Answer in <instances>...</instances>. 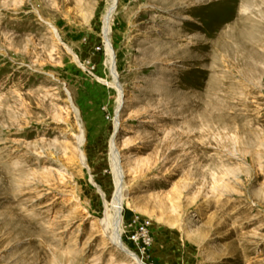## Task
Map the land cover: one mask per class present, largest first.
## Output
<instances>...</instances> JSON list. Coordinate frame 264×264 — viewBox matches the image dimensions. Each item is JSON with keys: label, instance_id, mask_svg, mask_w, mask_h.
<instances>
[{"label": "rangeland", "instance_id": "1", "mask_svg": "<svg viewBox=\"0 0 264 264\" xmlns=\"http://www.w3.org/2000/svg\"><path fill=\"white\" fill-rule=\"evenodd\" d=\"M111 1L0 0V264H264V0Z\"/></svg>", "mask_w": 264, "mask_h": 264}, {"label": "bare ground", "instance_id": "2", "mask_svg": "<svg viewBox=\"0 0 264 264\" xmlns=\"http://www.w3.org/2000/svg\"><path fill=\"white\" fill-rule=\"evenodd\" d=\"M115 2H116V0H112L111 1V5H110V8L109 9H107V13H106V16H105V19H107L108 17H109V14H111L112 12H113V10H114V6H115ZM108 20V19H107ZM256 20V19H255ZM106 22V21H105ZM258 23V22H257ZM260 23V22H259ZM262 23V22H261ZM261 23L259 24V26L261 25ZM48 24H49V26H50V28L54 31V32H56V35L58 36V33H57V29H56V27L54 26V25H52L51 23H49L48 22ZM251 24H252V22H251ZM255 25V24H254ZM256 27V26H255ZM263 29V28H262ZM260 30V29H259ZM264 30V29H263ZM108 31H109V29H108V26L107 25H105V27H104V32H105V35H107V33H108ZM225 35V34H224ZM57 38H59V36L57 37ZM220 43V42H219ZM246 47V46H245ZM163 49V48H162ZM161 49V50H162ZM246 49V48H245ZM160 50V51H161ZM243 50V49H242ZM108 51H109V54H110V57H111V61H110V63H111V66H112V70H113V73H114V77H115V80L117 79V76H116V71H115V67H114V55H113V53H112V50H111V47H110V44L108 43ZM245 51V50H244ZM247 52V51H246ZM159 53V52H158ZM176 54V53H175ZM251 54V53H250ZM234 56V55H233ZM188 58V57H187ZM247 59V58H246ZM203 62V61H202ZM218 62H220V61H218ZM212 64V63H211ZM215 65V64H214ZM261 68V67H260ZM220 76V75H219ZM215 77V76H214ZM233 82V81H232ZM231 82V83H232ZM248 82V81H247ZM227 83H229L227 80H222V79H220V77L219 78H217L216 77V79L214 80V91H212V93H210V95H209V99H210V101L211 102H215L216 104H217V100L219 99H217L216 97H217V95L220 93V91H224V89H223V87H224V85L225 84H227ZM230 84V83H229ZM212 85V84H211ZM216 85V86H215ZM237 85V84H236ZM113 86L117 89V92H118V103H119V105L122 103V88H121V86L119 85V83L117 82V80L116 81H114V83H113ZM208 86V85H207ZM231 87H232V85H231ZM208 89V88H207ZM210 89V88H209ZM234 89H237V88H234ZM244 90V89H243ZM230 92V91H229ZM231 93V92H230ZM229 93V94H230ZM234 93H235V91H234ZM226 94V93H225ZM220 96H221V94H219ZM228 96V95H227ZM224 97V96H223ZM222 97V98H223ZM204 98H206V97H204ZM204 98H202V99H204ZM228 98V97H227ZM193 99V98H192ZM207 99V98H206ZM229 99H231V98H229ZM195 101V100H194ZM204 101H206V100H204ZM204 101H203V103H198V104H196V107L198 108V105H201L202 104V106L204 107L203 109H204V111H203V109H201L200 107V111H203L204 112V114L206 115V117L207 118H209L210 117V121L212 122H216V124L217 123H219V121H220V119H221V117L218 115L219 113L217 112V110L215 111V108L214 107H211L210 105H211V103H210V105H207L206 103L209 101H206V103H204ZM225 101V100H224ZM209 104V103H208ZM233 105V104H232ZM201 106V107H202ZM206 106V107H205ZM206 108V109H205ZM217 108V107H216ZM218 109H220V108H218ZM218 114H217V113ZM222 112V111H221ZM196 114V113H195ZM202 114V113H201ZM203 114V116L201 115V118H206L205 117V115ZM227 113H225V115H226ZM229 114V113H228ZM224 115V114H223ZM233 115V114H232ZM196 117H197V114H196ZM198 117H199V114H198ZM197 117V118H198ZM225 117V116H224ZM224 117L222 118V119H224ZM229 117H230V115H229ZM227 117H225V119H226ZM192 119V120H191ZM190 120L191 121H195L196 119L195 118H191ZM195 119V120H194ZM225 119H224V121H225ZM230 119V118H229ZM203 120V119H202ZM218 120V121H217ZM190 121V122H191ZM198 121H200V120H198ZM198 121L196 122V123H198ZM224 121H220V122H224ZM200 122H203V121H200ZM213 122L212 123H210L211 125L210 126H212V128H213V126L214 125H212L213 124ZM192 123V122H191ZM231 124V123H230ZM196 125V124H195ZM217 125H220V124H217ZM226 125V124H225ZM216 126V125H215ZM214 126V127H215ZM219 127V126H218ZM232 127V126H231ZM198 129H199V126H198ZM213 129H215V128H213ZM212 129V130H213ZM205 134V133H204ZM78 140H79V143H81L82 142V135H80V136H78ZM110 150H111V153H110V158H111V162H112V166L114 167V171H115V176H116V190H115V209H114V212H113V214L111 215V217H110V220L109 219H105V220H102L101 221V224H102V226H103V229H104V231H105V233H107V235H108V237H109V239H110V241L113 243V244H115L116 246H118L119 248H121V250H123V251H126V249L123 247V245H122V243H121V240H120V232H121V228H120V224H121V210H122V205H123V190H124V185H123V182H122V172H121V170H120V168H119V158H120V154H119V150H118V148H117V146H116V143H115V140L112 138V140H111V146H110ZM215 161H216V159H215ZM128 251V250H127ZM130 255L134 258V259H137L138 257L133 253L132 254V252H130ZM138 264H140V263H138Z\"/></svg>", "mask_w": 264, "mask_h": 264}]
</instances>
